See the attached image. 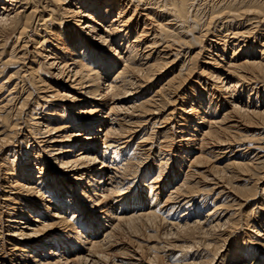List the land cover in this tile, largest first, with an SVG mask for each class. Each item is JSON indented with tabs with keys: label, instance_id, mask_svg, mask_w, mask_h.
<instances>
[{
	"label": "bare ground",
	"instance_id": "bare-ground-1",
	"mask_svg": "<svg viewBox=\"0 0 264 264\" xmlns=\"http://www.w3.org/2000/svg\"><path fill=\"white\" fill-rule=\"evenodd\" d=\"M0 264H264V0H0Z\"/></svg>",
	"mask_w": 264,
	"mask_h": 264
}]
</instances>
